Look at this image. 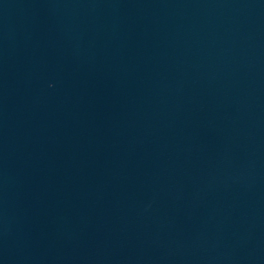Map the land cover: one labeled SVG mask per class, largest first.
<instances>
[{"label": "water", "instance_id": "water-1", "mask_svg": "<svg viewBox=\"0 0 264 264\" xmlns=\"http://www.w3.org/2000/svg\"><path fill=\"white\" fill-rule=\"evenodd\" d=\"M0 264H264V0H0Z\"/></svg>", "mask_w": 264, "mask_h": 264}]
</instances>
